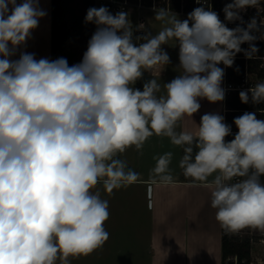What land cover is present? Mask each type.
<instances>
[{"label":"clouds","instance_id":"1","mask_svg":"<svg viewBox=\"0 0 264 264\" xmlns=\"http://www.w3.org/2000/svg\"><path fill=\"white\" fill-rule=\"evenodd\" d=\"M259 3L233 0L223 8L225 20L243 24L240 13ZM45 15L40 0H0V264H72L102 247L110 213L98 185L111 194L136 183L139 173L120 156L153 135L183 150V175L211 189L226 232L264 233V119L254 112L234 118L231 141L218 112L202 115L195 131L176 130L201 99H225L218 65L232 67L240 52L264 61L254 44L264 39V21L253 17L247 27L229 29L210 8L180 20L162 7L154 20L163 27L134 37L128 13L92 7L85 23L96 30L70 66L25 50ZM170 41L179 48V75L163 84L164 94L154 78L134 87L145 72L170 64L163 47ZM249 93L253 104L264 103V82L241 91L242 103ZM172 158L154 157L153 183L174 182Z\"/></svg>","mask_w":264,"mask_h":264},{"label":"crops","instance_id":"2","mask_svg":"<svg viewBox=\"0 0 264 264\" xmlns=\"http://www.w3.org/2000/svg\"><path fill=\"white\" fill-rule=\"evenodd\" d=\"M20 2L17 0V3ZM40 7L46 11V15L39 21L25 50L35 53L37 59H52V0H40ZM156 9L144 7L139 10L145 26L141 36L148 32L155 35L163 27L161 22L154 20ZM170 11L180 20L188 17V14ZM128 19L130 23H135V17ZM173 45V41L163 45L170 57V64L159 65L151 72H145L134 87L142 90L143 83L154 78L161 85L158 95L164 94L163 84L179 75V48ZM218 66L224 68L221 85L224 88L226 67L222 63ZM231 93L225 92V99L221 102L210 103L201 99L199 111L193 117L185 116L178 122L176 130L195 131L201 116L212 112L223 115L227 123L230 110L227 98ZM166 152L173 153L170 168L174 182L153 183L151 170L156 165L154 157ZM181 157L180 147L172 145L168 138L156 135L148 138L141 150L132 147L121 154L120 158L127 161L128 167L139 173V180L111 194L98 185L102 198L109 202L110 215L105 222L109 239L86 258L101 257V264L108 260L109 264H140L143 249L147 264H223V228L215 218L216 210L211 207V189L183 175L179 167Z\"/></svg>","mask_w":264,"mask_h":264},{"label":"trees","instance_id":"3","mask_svg":"<svg viewBox=\"0 0 264 264\" xmlns=\"http://www.w3.org/2000/svg\"><path fill=\"white\" fill-rule=\"evenodd\" d=\"M73 1L75 2V5L78 4V6L72 5L71 2ZM146 1L149 2L150 0ZM186 1V9L193 11V0ZM92 7L97 8L95 0H52V60L63 57L67 60L70 66L77 63L76 52L73 51V47H75V45L73 43H70V41L74 38V36L86 38L87 42L91 38L92 34L95 31V25L92 23H85V16L87 14V10ZM171 8L175 10L179 9L180 0H171ZM68 10L76 13V22L72 29L68 28L66 24H63L62 22L65 13ZM135 36L137 35L134 34V37ZM256 47L259 49L257 55L263 54L264 43L257 42ZM262 63L264 62L260 59H249L248 64H246L244 58L237 57L232 67H226L227 80L230 82L240 81L246 69H248L249 71H254L255 68L259 69V76L264 78V68L260 67ZM241 91L243 90H235L233 91V95L227 98V105L230 108L227 113V124L230 126L234 121V118L237 117L236 114L254 112L244 110L254 108L255 104L251 102V95L249 96V103H242L239 97V93ZM259 106L260 108H264V103H260ZM257 114L258 119H264V111H260ZM231 128L232 135L227 136L225 139L226 141H231L232 139H234L235 134L238 132V129L236 127L231 126ZM228 236L229 232H226L223 229V264H225V259L230 254L237 255L239 264H249L251 256L249 238L243 239L238 243L233 241L232 239H229ZM244 258H247L248 261L242 262V259ZM228 264H233V262Z\"/></svg>","mask_w":264,"mask_h":264},{"label":"built area","instance_id":"4","mask_svg":"<svg viewBox=\"0 0 264 264\" xmlns=\"http://www.w3.org/2000/svg\"><path fill=\"white\" fill-rule=\"evenodd\" d=\"M96 1H101L103 6L107 7L110 12L112 13H117L119 11H124L128 13V17L132 18L135 17V20H133L135 23H131L133 27V33L136 34L137 36H141L142 29H138L137 24H142L144 23V19L142 15L139 14V10L144 8V7H151V8H162L166 7L169 10H175L171 8V0H150L147 2L146 0H95ZM233 0H193L192 4L194 6V9L197 7H205V9H211L212 11H215L218 15L220 20L225 23V25L229 28H235L238 25L239 26H244L247 27V23L250 22L251 18L255 17L257 20V24L259 25L261 21H264V3L263 0H260V3L256 7H248L246 10L242 11L240 13L241 17L243 18L244 23L241 24L240 21H234V22H229L225 20V14L223 12V8L225 7L226 4L232 3ZM186 0H180V8L177 9L176 11L182 13V14H189L190 10L186 9ZM132 21V22H133ZM137 23V24H136ZM257 42H263L264 39H261L259 41H254L255 46L257 45ZM244 49H248L249 45L247 43H244L241 45ZM258 57H264V47H263V54L257 55ZM237 57H242L245 59L246 64H248V60L246 59L244 54L237 53L234 61ZM248 69H246L244 75L242 76L241 80L238 81L237 83L230 82L226 80L224 89L225 92L229 93L231 90H243L246 91L250 89L251 87L247 85V73ZM251 93H249V96ZM247 111H254V113H258L260 111H264V108H260L259 104H255L254 108L251 109H244ZM249 238L250 242H260L264 244V233L258 231V235L253 236L251 235ZM259 264H262L264 262V257L259 258ZM248 259L244 258L242 259V262H247ZM233 264H239V260L237 255H235V259L233 261ZM255 262L252 260H249V264H254Z\"/></svg>","mask_w":264,"mask_h":264},{"label":"rangeland","instance_id":"5","mask_svg":"<svg viewBox=\"0 0 264 264\" xmlns=\"http://www.w3.org/2000/svg\"><path fill=\"white\" fill-rule=\"evenodd\" d=\"M72 5H75V2H71ZM75 6H78L75 5ZM96 6L97 8L103 6V4L101 3V1H96ZM112 13V12H111ZM113 15H115V13H112ZM76 13L75 12H71V10H68L65 15L64 18L62 20L63 24H66V26L70 29L73 28V26L75 25L76 22ZM95 30H96V26H95ZM257 36H260L261 33H254ZM261 39H257V41H259ZM70 43H73L75 45V47H73V51L76 52V60L77 63H79L82 60L83 57V53L87 50V39L86 38H80L78 36H74V38L70 41ZM242 49H244L243 47H241ZM243 53V52H240ZM264 62V61H263ZM256 69V70H255ZM254 71H248L247 73V85L252 87L257 83H261L264 82V78H262L261 76H259V69L255 68ZM234 83H237L238 81H233ZM233 91L235 90H231V95H233ZM247 91V90H246ZM241 113V112H240ZM242 114H236V116H240ZM256 116L258 118V114L256 113ZM232 127H236L235 124L232 122L231 123ZM251 235L256 236L258 235V230H254L251 228H246L243 230H240L238 232L235 233H229L228 238L232 239L235 242H240L243 239H246L248 237H250ZM141 248H143V241L141 242ZM250 251H251V256H250V260L254 261V264H259V258L262 256L264 257V244L260 243V242H250ZM141 259H140V264H147L145 261V256L143 253V249H141ZM101 259V257L98 256H90L89 258H86L85 256H81L79 258H73L72 259V264H101V262H99V260ZM235 259V255L234 254H230L226 257L225 259V264L228 263H232ZM109 260L107 262H105L104 264H109ZM234 263V262H233ZM103 264V263H102ZM264 264V262L262 263Z\"/></svg>","mask_w":264,"mask_h":264}]
</instances>
